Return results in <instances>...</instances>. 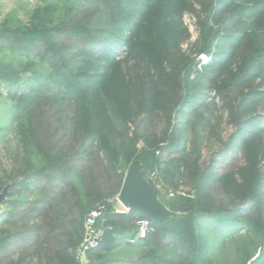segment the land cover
I'll list each match as a JSON object with an SVG mask.
<instances>
[{"label": "trees", "instance_id": "trees-1", "mask_svg": "<svg viewBox=\"0 0 264 264\" xmlns=\"http://www.w3.org/2000/svg\"><path fill=\"white\" fill-rule=\"evenodd\" d=\"M24 12L0 9L15 132L0 264H264V0H34ZM135 161L173 213L129 242L149 217L114 197ZM99 207L98 246L79 257ZM239 233L221 260L214 244ZM121 246L138 256L115 257Z\"/></svg>", "mask_w": 264, "mask_h": 264}, {"label": "rangeland", "instance_id": "rangeland-1", "mask_svg": "<svg viewBox=\"0 0 264 264\" xmlns=\"http://www.w3.org/2000/svg\"><path fill=\"white\" fill-rule=\"evenodd\" d=\"M34 0H0V9L2 10V15L5 16L7 13L13 11V10H17L18 14L23 15L25 12V8H29L30 5H32ZM25 4H27V6L25 7ZM2 16V17H3ZM185 22L187 23V25L190 28V31L192 33V39H194V36L196 35L194 26L192 24V19L189 16L185 17ZM203 60H206V58L203 56L202 57ZM42 71L44 73H48L47 69H42ZM2 91V94H0V165L4 166L7 165V153L8 151L15 145V132H14V122L12 119V106L11 103L8 102V100L5 97V90L3 88H0ZM226 127V126H225ZM223 131H222V136L223 139H225L226 136V128L222 127ZM229 131V130H227ZM216 143L213 142H209L207 143V145L209 147H211L212 149L216 148ZM207 149V148H206ZM205 157L206 159H208V155L210 154L209 151H205ZM130 167H128L125 171V174H128V172L131 170L129 169ZM143 168L141 167V169H137L136 173V180L139 182L140 185L146 186L148 185V183L151 181L149 178L146 177L145 175V171L143 173ZM161 187L159 185H157L156 187H153V190L156 191L157 194V200L158 202H160L162 204V208L165 207V209L167 208L165 206V204L163 203V198H165L166 195L163 194V192L161 191L162 197H160L158 195V190H160ZM169 195V194H168ZM168 195L166 197H168ZM114 204H115V208L118 209H122L125 210V208L120 204V202L117 199V195L114 197ZM168 209V208H167ZM166 209V210H167ZM158 213L157 215L159 217H164L163 215V211L157 210ZM170 211V216L172 215V211L171 210H167ZM207 230V234L208 237L210 239L209 244L213 245L212 243H214L215 238L213 236V232ZM219 240V239H217ZM243 241V233H239L238 235L234 236V237H230L228 238L225 242L222 243V245L220 244H214L216 249H219V253L216 254L217 256L220 257L221 260L223 259H228V260H233L234 257L237 255L238 250L240 248V245ZM222 246V247H221ZM138 251L135 249H129L125 246H121L118 250H116L114 252V256L118 257L120 259L123 260H129V259H133L136 258L138 256Z\"/></svg>", "mask_w": 264, "mask_h": 264}, {"label": "water", "instance_id": "water-1", "mask_svg": "<svg viewBox=\"0 0 264 264\" xmlns=\"http://www.w3.org/2000/svg\"><path fill=\"white\" fill-rule=\"evenodd\" d=\"M129 169L131 170L124 176L121 188L117 194V199L120 204L127 210L134 209L140 211L150 219L167 221L171 212L167 211L168 209L166 208V210L165 207L162 208V204L158 202L152 182L150 181L148 185L143 186L136 180L135 172L137 169H141L140 162L135 161ZM6 193L7 187H4L3 191L0 193V203L5 198ZM157 210L163 211L164 217H159L157 215Z\"/></svg>", "mask_w": 264, "mask_h": 264}, {"label": "built area", "instance_id": "built-area-1", "mask_svg": "<svg viewBox=\"0 0 264 264\" xmlns=\"http://www.w3.org/2000/svg\"><path fill=\"white\" fill-rule=\"evenodd\" d=\"M125 210H127L125 208ZM119 211V210H116ZM103 208L99 207L92 210L85 220V235L83 241L78 249L79 257H82L84 252L88 249H94L98 246L99 238L103 233ZM136 234L129 242H135L138 239L147 237L154 231L150 218H142L136 223Z\"/></svg>", "mask_w": 264, "mask_h": 264}]
</instances>
